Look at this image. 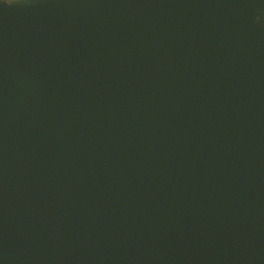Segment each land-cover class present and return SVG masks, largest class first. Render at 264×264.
<instances>
[{
	"label": "water",
	"instance_id": "water-1",
	"mask_svg": "<svg viewBox=\"0 0 264 264\" xmlns=\"http://www.w3.org/2000/svg\"><path fill=\"white\" fill-rule=\"evenodd\" d=\"M0 264H264V0H0Z\"/></svg>",
	"mask_w": 264,
	"mask_h": 264
},
{
	"label": "clouds",
	"instance_id": "clouds-1",
	"mask_svg": "<svg viewBox=\"0 0 264 264\" xmlns=\"http://www.w3.org/2000/svg\"><path fill=\"white\" fill-rule=\"evenodd\" d=\"M6 5H9V4H6Z\"/></svg>",
	"mask_w": 264,
	"mask_h": 264
}]
</instances>
